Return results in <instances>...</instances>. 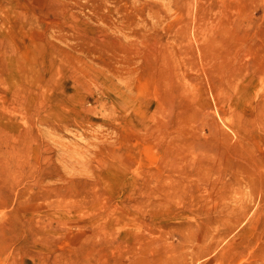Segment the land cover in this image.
I'll return each instance as SVG.
<instances>
[{"label": "rangeland", "instance_id": "1", "mask_svg": "<svg viewBox=\"0 0 264 264\" xmlns=\"http://www.w3.org/2000/svg\"><path fill=\"white\" fill-rule=\"evenodd\" d=\"M0 264H264V0H0Z\"/></svg>", "mask_w": 264, "mask_h": 264}]
</instances>
